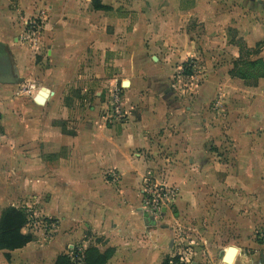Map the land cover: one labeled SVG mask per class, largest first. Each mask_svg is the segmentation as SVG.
<instances>
[{"label":"crops","instance_id":"obj_1","mask_svg":"<svg viewBox=\"0 0 264 264\" xmlns=\"http://www.w3.org/2000/svg\"><path fill=\"white\" fill-rule=\"evenodd\" d=\"M130 2L96 0L109 7L100 10L94 0H49L39 38L42 50L33 59L20 39L15 37L11 44L0 31V48L11 50L20 76L17 83L0 82V215L5 207H23L33 216L59 223V235L49 245L33 247L32 241L14 251L0 250V264H55L68 243L71 247L93 243L102 252L113 248L107 264H162L171 244L178 242L165 225L148 227L141 210L143 180L149 172H158L162 154L173 155L178 161L167 167L166 177L190 197L192 185L184 176L191 170L180 160L194 161L189 154L209 153L208 125L197 121L195 106L180 108L178 88L168 83L174 74L172 64L197 54L198 47L188 40L186 30L181 34L178 25L174 27V21L168 29L151 23L142 7L139 13H128ZM253 2L257 8L251 14L243 8L237 11L236 27L248 46L264 38V0ZM195 7L183 12H195ZM212 11L206 10L208 17ZM204 20L206 52L212 48L213 25L209 18ZM226 48L233 57L225 51L222 64L230 66L232 58L240 57L239 47ZM229 72L227 68L223 77ZM119 86L125 116L107 122L111 92ZM216 87L223 88L222 82ZM203 88L204 99H210L213 90L217 93L214 86ZM43 90L47 95L39 103L36 97ZM234 196L231 204L219 200L215 217L206 212H213L215 202L205 199L202 222L211 225L207 231L211 239L233 238L228 230L211 235L218 219L229 224L223 218L228 214L235 219L236 235L250 234L247 224L251 230L258 224L259 202H253L255 211L245 219L240 216L243 196ZM180 206L189 207L190 215L177 214L178 221L192 226L197 201L182 200ZM97 238L102 242L97 244ZM252 246L253 253L235 246L234 262L240 257L241 264H264V245ZM229 247L220 249L224 256Z\"/></svg>","mask_w":264,"mask_h":264},{"label":"rangeland","instance_id":"obj_2","mask_svg":"<svg viewBox=\"0 0 264 264\" xmlns=\"http://www.w3.org/2000/svg\"><path fill=\"white\" fill-rule=\"evenodd\" d=\"M253 1L257 0H131L130 2L131 10L128 13H139L142 7L147 10L150 19L153 20L151 23L168 29L173 26L174 21V27L178 25L181 34H185L186 30L189 34L188 40L198 47L197 54L172 64L174 74L170 76L168 83L178 88L177 99L179 98L180 108L195 106L194 114L197 121L208 125L211 139L206 143V148L209 153L208 155L197 154L198 157L189 154L193 159L195 158L194 161L180 160V164L191 170L190 175L184 176L192 185L190 197H187L188 193H184L176 183L170 182L166 177L169 169L167 167L178 161L173 158V155L162 154V159L157 160V165L160 167L157 168V174L149 172L143 180V191L145 188L151 189L154 183L163 185L159 187L166 189L165 194L162 195L161 208L157 211H153L152 208L141 210L148 227L165 225L174 231L173 241L178 242L174 244L175 247L171 244L170 252L165 257L178 258V264H241L240 257H237L238 262L225 263L223 250L220 249H226L232 245L253 253L252 243L264 245V38L258 40L255 46H248L236 27L237 11L243 8L246 14H251L253 8H257V3ZM48 4L49 0H0V31L2 30L4 37L9 39L11 44H14L15 37L20 39L29 50L32 59L41 49L39 38L42 35L44 12L47 11ZM191 7H195V12H183V9ZM208 9L213 10L211 17L206 14ZM159 10L163 12V15L157 17ZM131 16L133 17L134 14ZM207 18L213 25V37L211 38L212 48L206 50V54L203 45L208 43V38L204 35L206 23L204 19ZM31 22H36L38 25L35 35L32 33ZM181 36L187 40L185 35ZM221 42L225 47L220 44ZM216 44L218 47H215ZM231 44L239 47L240 57L237 60L232 58L231 61L234 63L225 66L222 64L225 60L222 53L227 52L233 57V52L226 50V46ZM9 51L3 45L0 48V55L15 66ZM37 60L41 62L39 57ZM251 61H261L262 64L253 66ZM227 68H230V77L224 78L223 74H226ZM14 69L19 75L16 66ZM187 69H191L192 75L184 73ZM239 71L245 73L248 78L242 79L233 75L235 74L233 72L239 74ZM231 77L234 80H231ZM219 81L222 82L223 88L216 87ZM204 85L205 87L209 85L210 90L214 86L215 89L217 88V93L213 90L211 98L204 99L201 92ZM21 88L27 89L22 86ZM114 89L123 90L120 86ZM169 94L170 92L167 93ZM182 165L179 166L180 170H183ZM240 194L244 202L240 216L245 219L251 217L255 211L251 208L255 206L253 202H259L258 224L252 230L249 229L250 224H247L249 225L247 230L251 233L248 234L249 232L246 231L240 236L232 233L234 227L232 220H235L233 217L229 214L227 218L223 216L229 224L218 223L220 220L217 217L218 222L213 223L217 226L211 235L216 236L220 230L221 232L228 230V236L231 235L233 238L211 239L207 235L211 225H203L202 222L205 199L215 202L213 212L210 209L206 210L215 217L217 216L215 213L219 211V200L223 199L231 204L234 201V195L240 197ZM144 195L143 192L142 201ZM189 199L197 201V206L194 208L195 222L192 226L181 224L178 221L179 217L176 216L180 213L190 215L189 207L184 209L180 206L182 200L189 201ZM189 205L191 206L190 203ZM30 214V229L34 234L40 233L36 235L33 247H46L59 235L58 220L36 217L31 212ZM147 217H154L156 224H150V219L148 220ZM183 227H186L185 230ZM102 240L97 238V244ZM73 245H75L72 246L73 248L69 246V243L64 245L61 248L62 254H70L76 248L81 253L90 246H96L93 243L86 247L82 243Z\"/></svg>","mask_w":264,"mask_h":264},{"label":"trees","instance_id":"obj_3","mask_svg":"<svg viewBox=\"0 0 264 264\" xmlns=\"http://www.w3.org/2000/svg\"><path fill=\"white\" fill-rule=\"evenodd\" d=\"M95 8L100 10L109 9L108 6L101 3L95 4ZM251 62L253 66L262 64L261 61ZM11 68L12 63L4 60L0 55V71H8ZM184 73L192 75L191 69L185 70ZM233 73L236 74V72ZM235 74L233 75L242 79L248 78L246 74L242 72ZM30 216V212L25 208L8 206L2 209L0 215V250L14 251L21 249L36 239V235L31 230L24 231L29 226L31 221ZM114 252L115 250L113 248H108L106 251L102 252L97 246H90L78 255L79 258H72L70 254H60L55 264H107L112 258ZM74 253L75 255L79 253L77 248L74 250ZM5 255L10 259L9 253H5ZM171 258L172 257L170 256H166L162 264H172L173 262L178 263V258Z\"/></svg>","mask_w":264,"mask_h":264},{"label":"built area","instance_id":"obj_4","mask_svg":"<svg viewBox=\"0 0 264 264\" xmlns=\"http://www.w3.org/2000/svg\"><path fill=\"white\" fill-rule=\"evenodd\" d=\"M31 24L33 30L32 33H34L35 35L37 33L38 25L36 24V22H31ZM124 116H125V112L123 111V107H122V92L120 89H113L110 96V108L108 114L106 115V120L107 122H114L123 119ZM159 186H163V185L154 183L151 189H146V188L144 189L143 192L145 195L141 204V209L145 210L152 208L153 211H157L159 208L162 207L161 199H162V195L165 194L166 189ZM78 252L79 253L75 255L74 251H72L70 253V256L72 258H79L78 255H80V251ZM174 264H178V263H174Z\"/></svg>","mask_w":264,"mask_h":264},{"label":"water","instance_id":"obj_5","mask_svg":"<svg viewBox=\"0 0 264 264\" xmlns=\"http://www.w3.org/2000/svg\"><path fill=\"white\" fill-rule=\"evenodd\" d=\"M15 66L12 65V68L8 70L7 72L0 73V82L1 83H17L19 80V75H17V72L14 69ZM47 95L46 90H43L41 94H39L36 97V101L39 103H43L45 96ZM147 219H150V224H156V221L154 217H147ZM238 249L235 246H230L226 255L224 256L225 263H233L234 259L236 257Z\"/></svg>","mask_w":264,"mask_h":264},{"label":"flooded vegetation","instance_id":"obj_6","mask_svg":"<svg viewBox=\"0 0 264 264\" xmlns=\"http://www.w3.org/2000/svg\"><path fill=\"white\" fill-rule=\"evenodd\" d=\"M1 70H3V69H1ZM0 72H3L4 73V72H7V71H0Z\"/></svg>","mask_w":264,"mask_h":264}]
</instances>
